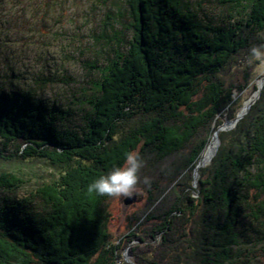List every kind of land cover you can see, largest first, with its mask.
Listing matches in <instances>:
<instances>
[{"label": "trees", "instance_id": "trees-1", "mask_svg": "<svg viewBox=\"0 0 264 264\" xmlns=\"http://www.w3.org/2000/svg\"><path fill=\"white\" fill-rule=\"evenodd\" d=\"M123 1L121 23L128 16L133 33L128 41L115 34L117 48L94 83L81 132L59 129L60 110L0 89V264H119L123 245L105 223L108 197L88 185L129 150L142 160L180 154L148 189L150 226L127 235L146 241L130 249L137 264L234 262L242 217L264 222V87L248 113L218 133L215 156L199 169L197 195L192 187L221 116L232 119L242 107L233 91L251 77L237 87L223 72L264 32V0H222L239 16L227 27L201 24L178 0ZM31 179L42 213L16 197Z\"/></svg>", "mask_w": 264, "mask_h": 264}, {"label": "rangeland", "instance_id": "rangeland-1", "mask_svg": "<svg viewBox=\"0 0 264 264\" xmlns=\"http://www.w3.org/2000/svg\"><path fill=\"white\" fill-rule=\"evenodd\" d=\"M178 1L195 13L203 25L227 27L239 18L238 14L234 17L230 5L222 0ZM124 11L123 0H0V89L16 98L28 96L33 102L60 110L57 115L59 129L81 132L90 110L88 99L95 93L94 83L100 79L101 69L109 63L117 48L115 34L121 31L119 36L125 41L132 36L131 19L126 15L125 25L121 23V12ZM254 46L264 48V32L256 34L250 46L233 55L223 72L224 78L233 81L237 87L245 84L246 75L251 77V82L242 91H233L234 98L242 100L243 104L254 98L260 81L264 80V61L257 63L250 55ZM120 47L125 51L128 44ZM230 119L227 113L221 116L222 122ZM208 151L211 152L209 147ZM215 154L200 168L208 165ZM179 157L180 154L147 156L142 160L135 193L121 199L108 197L105 201L106 229L114 243L123 245L119 264H137L130 249L134 246L142 248L146 241L135 237L129 241L127 235L132 233L139 237L141 231L150 226L145 219L148 213H144L148 189L159 176L160 169ZM42 168L37 164L34 171ZM199 169L197 173L192 171L194 191ZM34 180L17 191L16 197L26 199L25 203L34 213H42L45 205L35 192ZM128 198L134 199L126 203ZM153 208L154 205L149 210ZM236 231L241 241L233 248L234 262L227 264L243 261L264 264V222L244 216ZM123 240L125 243L121 242Z\"/></svg>", "mask_w": 264, "mask_h": 264}, {"label": "clouds", "instance_id": "clouds-1", "mask_svg": "<svg viewBox=\"0 0 264 264\" xmlns=\"http://www.w3.org/2000/svg\"><path fill=\"white\" fill-rule=\"evenodd\" d=\"M250 55L255 61H264V48L254 46L250 49ZM26 147L27 145L22 146L21 151ZM142 165L141 154L136 150H129L124 154L121 163L112 166L88 185V192L97 197L106 196L114 199L130 197L135 193L140 181L139 171Z\"/></svg>", "mask_w": 264, "mask_h": 264}, {"label": "water", "instance_id": "water-1", "mask_svg": "<svg viewBox=\"0 0 264 264\" xmlns=\"http://www.w3.org/2000/svg\"><path fill=\"white\" fill-rule=\"evenodd\" d=\"M263 84H264V80L263 81H260V85L256 91V95L254 96V98H251V99H248L244 104L243 106L241 107V109L239 110V112L236 114V116L230 120H226V121H223L220 125H218L215 130L213 131V134H212V137L210 139V141L212 140H215L216 141V147H215V150L214 152L211 154V156L208 158V160H206V149L208 147V144L210 143H207L206 146L204 147L203 151L201 152L200 156H199V159L197 161V164L195 166V173H197L198 169L205 165L210 159L211 157L215 154V152L217 151L218 149V145H219V136H218V133L220 131H223V130H228L232 127H234L236 125V123L238 122L239 119H241L244 115H246L251 107V105L257 100V98L260 96V93H261V90L263 88ZM134 198H128L126 199V203H130Z\"/></svg>", "mask_w": 264, "mask_h": 264}, {"label": "bare ground", "instance_id": "bare-ground-1", "mask_svg": "<svg viewBox=\"0 0 264 264\" xmlns=\"http://www.w3.org/2000/svg\"><path fill=\"white\" fill-rule=\"evenodd\" d=\"M210 143L208 144V147H209V150L211 149V152L208 151V147L206 149V160H208V158L211 156V154L214 152L215 150V147H216V141L215 140H212V141H209Z\"/></svg>", "mask_w": 264, "mask_h": 264}]
</instances>
